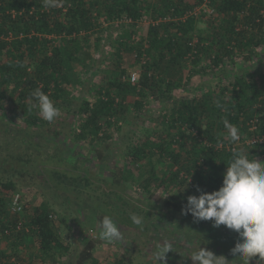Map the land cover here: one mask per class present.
<instances>
[{
	"label": "trees",
	"instance_id": "1",
	"mask_svg": "<svg viewBox=\"0 0 264 264\" xmlns=\"http://www.w3.org/2000/svg\"><path fill=\"white\" fill-rule=\"evenodd\" d=\"M203 1L64 0L45 9L43 0H0V264H62L72 247L60 236L65 212L77 206L88 223L96 196L102 207L118 188L138 201L133 206L129 192L114 201L115 211L141 217L146 232L154 210L193 219L182 214L187 197L199 195L197 186L218 190L232 157L214 147L227 142L222 121L237 126L242 138L264 134V70L246 66L245 74L238 67L234 79L226 81L223 71L214 85L190 84L204 73L216 80L224 64L252 57L264 42V0H211L215 20L185 17ZM144 18L156 24L139 34ZM102 42L113 52L109 68L99 71ZM125 52L135 55L132 61ZM92 65L98 71L87 84L83 74ZM37 88L59 109L53 122L30 110ZM151 99L173 103L154 112V127L125 146L121 162L110 161L123 124L152 115ZM254 117L259 127L252 132ZM239 149L261 161L259 145ZM163 188L171 194L162 204L153 201ZM17 192L22 212L10 208ZM86 222L80 226L89 227ZM84 241L75 264H133L124 258L103 263L89 232Z\"/></svg>",
	"mask_w": 264,
	"mask_h": 264
},
{
	"label": "rangeland",
	"instance_id": "2",
	"mask_svg": "<svg viewBox=\"0 0 264 264\" xmlns=\"http://www.w3.org/2000/svg\"><path fill=\"white\" fill-rule=\"evenodd\" d=\"M200 26L205 27L203 24H200ZM147 29V24H141L139 26V34H145ZM112 52V45L109 42H102L99 49L97 50L96 65L99 67V71L107 70L109 68V65L106 64L105 61H107V57L111 56ZM124 57L126 61L130 62L133 60L135 55L125 52ZM224 65L226 67L223 70L220 69L213 75V77L217 78L216 80L215 78H210L206 73L195 75L190 81L191 86L201 85L204 87L206 85H214L218 81V76L220 77L221 72L223 71L227 72L228 74L226 81L234 79V77L237 75L238 67L241 68V71L245 72V74L247 72V67L250 68V71H263L264 42L255 48V51L249 60L247 58L245 60L244 58H237L235 63H228ZM92 70L89 71V73L84 72L86 74H83L87 84L90 80L89 77H92L93 73L98 71L96 70L95 66L93 67V65ZM87 89L88 86L84 89L81 88V91L78 90V94H81L80 92L86 91ZM171 103L158 104L151 99L149 108L153 109L151 113L152 115L145 114L141 117L132 118L131 122H125V124H123L121 133L117 134L116 141L118 144L114 150H112L110 161H115L116 159L118 162H121L126 152L125 146L132 142L134 138L139 139L140 136H145V127H148L149 125L154 127V112H157L159 115L162 112L161 110L166 106L168 107L171 105ZM64 143L66 142L64 141ZM121 190V188H118V190L115 189L114 191L112 190L110 192L111 194H109V201L111 203L102 205V207L98 204L100 198L96 196V200L94 199L93 203L94 205L97 203V209L94 211L95 213H93V217L88 220V223L77 206H74L72 210L65 212L67 213V216L65 215L66 224H61L60 236L65 242L71 244L72 247L70 255L64 259L62 264H75L77 255L80 253L84 245L87 232H89V235L97 241L95 255L98 256L103 263L124 258L133 264H156L154 253L156 252L157 245L167 241L172 245V250L166 254L163 264H193L189 255L199 246L212 251L217 256H223L228 261V264H240L239 258H236V256L231 253V249L239 240L238 234L233 230H230L223 225H221L219 228L213 227L211 221H205L204 223L200 221L202 223L201 224L200 222H194L193 219L181 214L178 215L171 212L167 214L164 212H156V210H154L152 223L146 232L142 227L145 225L147 226V224L137 226L132 223L130 219L132 213L130 210H127L125 213L123 208H120L119 211L116 212V209L119 207V205L114 201L124 199L125 196L130 192L128 190L127 192L123 193L120 192ZM137 191L138 195H141L139 188ZM32 193L35 194H33V201L36 199L38 194H36V191H32ZM170 194L171 190H169V188H163L155 192L151 199L162 204ZM128 197L131 201V204L136 206V201H138L136 194L130 192V196ZM139 206L141 207V205H138V207ZM105 215L113 217L114 220L116 217L119 218L116 219L115 222L123 234L122 241L109 244L98 239V221L101 220ZM82 222H86V224L84 223L85 226L88 224L89 227H92L93 232L89 227L84 226L85 228H82L80 226ZM145 229H147V227ZM258 261L259 257H254L250 260V264H258ZM48 264L51 263L49 262ZM259 264H264V261H259Z\"/></svg>",
	"mask_w": 264,
	"mask_h": 264
},
{
	"label": "clouds",
	"instance_id": "3",
	"mask_svg": "<svg viewBox=\"0 0 264 264\" xmlns=\"http://www.w3.org/2000/svg\"><path fill=\"white\" fill-rule=\"evenodd\" d=\"M64 0H43L45 9L59 8ZM32 108L38 109L39 116L53 122L59 115V109L48 95L39 88L32 92ZM217 107H222L218 102ZM226 130L224 140L229 144L240 141L239 129L226 118L222 121ZM199 195L187 197L182 214H191L194 222L211 221L213 227L221 225L238 234L239 240L231 253L239 258L240 264H250V260L259 257L264 261V164L256 158L249 159L243 149L232 148V157L227 161L222 184L218 190L206 192L197 186ZM132 223L142 225V218L136 214L130 216ZM98 239L106 243L120 242L123 234L113 217L105 215L98 221ZM172 250L167 241L157 245L154 259L163 264L166 254ZM189 257L193 264H228L223 256L199 246ZM258 261V264H259Z\"/></svg>",
	"mask_w": 264,
	"mask_h": 264
},
{
	"label": "built area",
	"instance_id": "4",
	"mask_svg": "<svg viewBox=\"0 0 264 264\" xmlns=\"http://www.w3.org/2000/svg\"><path fill=\"white\" fill-rule=\"evenodd\" d=\"M262 13L264 15V11ZM192 15L197 16V17L200 15H203L205 19H211V20H215L217 18L216 8L211 4V0H204L202 4L196 6L192 10H189L187 14L185 15V17L192 16ZM123 21L130 22L131 20L124 19ZM151 22L154 23V25L156 24V21H152L148 18H144L141 21H139L140 24H150ZM131 75H132L131 80L133 83H135L136 78L138 76V71L132 72ZM258 127H259V118L258 117L252 118L249 122L250 131L255 132L258 130ZM194 132L195 134H197V136H199L201 142L211 145L207 142V139L205 137H203L202 135L200 136L197 131H194ZM245 145H248V146L259 145L261 147L260 160L264 164V134L262 133L261 134L256 133L246 138L241 137L240 141L235 144H229L228 142L222 141L221 143L217 145L215 144L214 147L220 150L226 149L228 151H232V148L239 149L240 147H243ZM10 208L14 212H22L24 210V206L22 203V195L20 192H17L12 196ZM21 224L22 222L20 221L19 224L17 225L18 228L21 227Z\"/></svg>",
	"mask_w": 264,
	"mask_h": 264
}]
</instances>
